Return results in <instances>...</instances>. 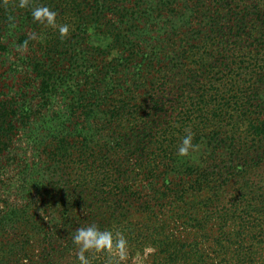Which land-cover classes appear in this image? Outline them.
<instances>
[{"label":"trees","instance_id":"trees-1","mask_svg":"<svg viewBox=\"0 0 264 264\" xmlns=\"http://www.w3.org/2000/svg\"><path fill=\"white\" fill-rule=\"evenodd\" d=\"M18 4L0 0V264H79L93 224L153 264H264V0H31L63 40Z\"/></svg>","mask_w":264,"mask_h":264},{"label":"clouds","instance_id":"clouds-1","mask_svg":"<svg viewBox=\"0 0 264 264\" xmlns=\"http://www.w3.org/2000/svg\"><path fill=\"white\" fill-rule=\"evenodd\" d=\"M4 2L7 3L8 0H4ZM18 6L22 9H28L31 7V0H19ZM31 15L34 22L57 30L62 40L70 36V26L58 24L57 13L49 7H31ZM185 131L186 135L182 138L177 151V155L181 157H187L199 148V145L193 144L194 134L191 130L186 129ZM72 243L77 249L76 255L79 264H90L86 255L88 253H107L119 256L122 260L125 258L128 248V241L122 232L101 230L94 224L77 228L72 235Z\"/></svg>","mask_w":264,"mask_h":264},{"label":"rangeland","instance_id":"rangeland-1","mask_svg":"<svg viewBox=\"0 0 264 264\" xmlns=\"http://www.w3.org/2000/svg\"><path fill=\"white\" fill-rule=\"evenodd\" d=\"M70 35H71V33H70ZM12 40H13V38H12ZM101 59H102V57H101ZM7 83L9 85H12L14 83V80L12 78H10L7 80ZM17 83H20V81H18L16 79V84ZM29 91H30V94L33 96L31 90H29ZM19 144H20V142L16 143V145H19ZM7 190H9V188L7 189V187L5 185L2 186V184H1V187H0V207L2 205V200L4 199L3 195L5 193H7L6 192ZM11 190L13 193H15L17 191V189H12V188H11ZM144 249H145L144 252L141 250H138V251L132 250V252H130V248H127V254L123 260L128 264H153V256H154L153 254L155 253V248H153L151 246H146Z\"/></svg>","mask_w":264,"mask_h":264}]
</instances>
